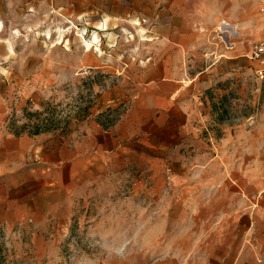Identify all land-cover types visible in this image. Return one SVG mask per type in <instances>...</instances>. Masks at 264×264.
<instances>
[{
	"label": "rangeland",
	"instance_id": "rangeland-1",
	"mask_svg": "<svg viewBox=\"0 0 264 264\" xmlns=\"http://www.w3.org/2000/svg\"><path fill=\"white\" fill-rule=\"evenodd\" d=\"M239 1L245 8L189 2L198 41L174 64L158 30L183 17L166 14L162 0H0L6 131L45 135L86 155L116 151L122 134L138 149L100 161L58 214L1 228L0 264H223L229 219L264 209V77L250 58L263 20L257 0ZM223 20L237 25L233 33L219 30ZM131 108H175L174 122L167 134L131 124ZM176 108H201L205 128L200 144L185 142L181 157L190 161L174 172L172 159L156 158L179 141L185 115ZM239 228L233 264L247 242Z\"/></svg>",
	"mask_w": 264,
	"mask_h": 264
},
{
	"label": "crops",
	"instance_id": "crops-1",
	"mask_svg": "<svg viewBox=\"0 0 264 264\" xmlns=\"http://www.w3.org/2000/svg\"><path fill=\"white\" fill-rule=\"evenodd\" d=\"M191 1L207 2L211 8H214L215 3L222 0H162L161 5L167 12L166 14L183 17L179 23L161 25L158 30L162 36L161 43L176 51L174 57H169L168 63L181 64L184 54L191 53L196 47V41H198L195 34L196 26L192 24L190 18H187L192 8L189 3ZM236 1L237 4L234 3L237 7L245 8L242 2ZM260 1L257 0L258 6ZM240 11L239 8L238 13H242ZM259 24L260 22L255 23L252 27L259 28L261 26ZM173 109L175 108H131L126 121L138 125L152 123L157 126L158 132L167 134L171 123L174 122V118L169 114ZM176 109L181 110L185 115V120L176 126V137H179V141L172 145L168 144L171 145V152L169 151L171 157L158 156L156 158L158 163L163 162L164 164L165 161L172 159V163L167 166L174 172L179 161L185 162L183 158L186 157H181L185 142L191 140L193 144H200V132L205 128V123L200 120L203 114L201 108ZM4 122L5 111L4 108H0V229H9L11 226L28 221H38L49 211L58 214L64 207L67 197L69 198V194L79 191L83 177L100 161L110 159L115 154L125 159L138 154L134 141L129 140L127 143H122L123 134L114 138L115 145H120L116 151L108 153L95 151L87 156L78 150L68 149L60 143H54L45 135H12L3 127ZM127 134L134 137L133 132H127ZM160 144L161 148H167V145ZM200 152H202L201 149H194L191 154L195 153L199 156ZM186 161L189 162L190 159L186 158ZM231 204L234 208L232 201ZM237 216H232L227 223L230 226L229 233L233 236L225 235L224 243L227 248L221 258L222 263H235L231 256L233 253L231 243L234 240L233 237L239 236V226L242 224L246 227L244 234L247 242H244V245L247 248L244 247L239 254L237 264H246V262L257 264L255 253L250 251L251 241L253 242L252 247L261 252V263L264 264V209H246Z\"/></svg>",
	"mask_w": 264,
	"mask_h": 264
},
{
	"label": "built area",
	"instance_id": "built-area-1",
	"mask_svg": "<svg viewBox=\"0 0 264 264\" xmlns=\"http://www.w3.org/2000/svg\"><path fill=\"white\" fill-rule=\"evenodd\" d=\"M158 1V0H155ZM258 12L263 20V29L261 37L258 41H256L252 47L250 52V58L260 64L258 68H256V74L260 77H264V0L260 1Z\"/></svg>",
	"mask_w": 264,
	"mask_h": 264
},
{
	"label": "bare ground",
	"instance_id": "bare-ground-1",
	"mask_svg": "<svg viewBox=\"0 0 264 264\" xmlns=\"http://www.w3.org/2000/svg\"><path fill=\"white\" fill-rule=\"evenodd\" d=\"M135 24H137V25H140V22H135ZM102 27L106 30L107 29V23H103L102 24ZM3 25H2V23H0V31H2L3 29ZM234 28H236V26L235 25H231V24H229L228 22H226V21H222L221 23H220V26H219V30L220 31H222V32H227V33H233V29ZM19 34V33H18ZM47 35L51 38V32L50 31H48L47 32ZM61 35H63V34H61ZM82 36V38H83V44H84V48H85V50L86 51H90L91 49H93V47H94V43H93V41L92 40H87V39H85L84 37H83V35H81ZM99 40V38H98V35L97 34H95V38H94V41H98Z\"/></svg>",
	"mask_w": 264,
	"mask_h": 264
},
{
	"label": "trees",
	"instance_id": "trees-1",
	"mask_svg": "<svg viewBox=\"0 0 264 264\" xmlns=\"http://www.w3.org/2000/svg\"><path fill=\"white\" fill-rule=\"evenodd\" d=\"M220 120H224V116L221 115ZM39 132H35V134H38Z\"/></svg>",
	"mask_w": 264,
	"mask_h": 264
}]
</instances>
